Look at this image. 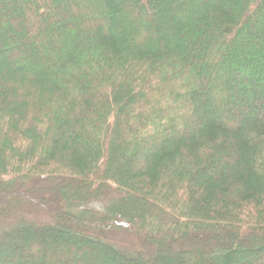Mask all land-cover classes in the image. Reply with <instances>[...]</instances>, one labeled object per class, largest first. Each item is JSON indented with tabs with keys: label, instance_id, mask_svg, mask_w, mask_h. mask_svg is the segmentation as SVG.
Listing matches in <instances>:
<instances>
[{
	"label": "trees",
	"instance_id": "1",
	"mask_svg": "<svg viewBox=\"0 0 264 264\" xmlns=\"http://www.w3.org/2000/svg\"><path fill=\"white\" fill-rule=\"evenodd\" d=\"M128 1L0 0V264H264V0Z\"/></svg>",
	"mask_w": 264,
	"mask_h": 264
},
{
	"label": "rangeland",
	"instance_id": "2",
	"mask_svg": "<svg viewBox=\"0 0 264 264\" xmlns=\"http://www.w3.org/2000/svg\"><path fill=\"white\" fill-rule=\"evenodd\" d=\"M209 1V0H207ZM129 5L132 6L135 1L130 0L128 1ZM193 8H196V5H193ZM159 17V16H158ZM116 25L119 24L116 22ZM139 26V24H135L131 26V28ZM2 58H5L4 56H1ZM37 68V67H36ZM31 70V68L29 69ZM37 185V184H35ZM111 196V195H110ZM110 196L102 199V200H97L89 203L87 205L88 208L98 210V211H103L105 206L108 203V200L110 199ZM24 218L29 221H34V222H46L48 220V214L44 213H37V214H26L24 215ZM107 239L116 247L125 250V251H137V250H143L144 247L139 241L137 237H135L132 234H129L128 232L122 231V230H114V231H107L106 232Z\"/></svg>",
	"mask_w": 264,
	"mask_h": 264
}]
</instances>
